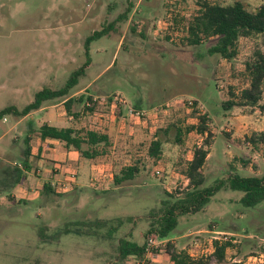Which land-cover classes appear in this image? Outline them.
Returning a JSON list of instances; mask_svg holds the SVG:
<instances>
[{"label":"rangeland","instance_id":"obj_1","mask_svg":"<svg viewBox=\"0 0 264 264\" xmlns=\"http://www.w3.org/2000/svg\"><path fill=\"white\" fill-rule=\"evenodd\" d=\"M197 2L0 0V110L14 104L23 108L42 88H62L86 60L85 39L114 23L108 35L90 44V67L78 79L70 97L86 93L85 89L76 92L91 82L87 91L93 98L116 94L126 107L135 105L150 113L149 119L140 121L128 117L124 111L118 114L117 109L99 104L91 116L80 114L74 120L66 112L62 117L60 112L63 114L65 108L59 101L44 104L43 118L41 113L34 115L33 129L42 121H51L48 119L51 115L62 120L63 127H105L112 142L105 156L94 160L79 157L85 165L80 172L73 169L80 176L79 191L42 195L38 190L26 199H20L23 184L16 182L27 171L21 153L26 131L5 132L11 121L1 124L0 264H109L111 259L104 253L109 246L101 242L107 228L94 237L85 234L88 228L84 224L100 219L134 218V224L124 225L118 235L127 233L131 239L142 242L146 229L142 222L148 212L159 206L165 193L184 187L178 173L205 139L192 131L181 137L182 144H177L175 130L161 133L162 156L155 164L148 156V147L157 131L165 129L168 123H176L175 126L180 123L184 130L198 125V113L207 115V127L213 139L203 168L205 187L230 173L264 175V147H253L246 140L264 128V85L262 100L256 107L223 110L221 106L230 99V94L239 95L248 87L245 64L258 45L252 39L241 38L237 54L230 61L207 54L214 40L188 46L184 41L185 27L197 14ZM210 2L223 6L241 2L249 11L264 4V0ZM127 9L125 19L120 21L118 17ZM164 23L166 26L160 29ZM131 28L136 31L132 33ZM181 99L193 100L195 107L180 106ZM157 109L164 111L155 117L153 113ZM71 110L81 113L82 104L75 102ZM31 134L37 140L33 146L37 147L39 135L37 131ZM53 145L65 149L61 143ZM135 163L140 173L133 181L115 187L113 180L105 177L107 187L94 190L89 186L91 165H102L106 174L114 175ZM53 165L62 166L58 162ZM84 177H88V182ZM37 179L38 176L30 174L25 185L40 182ZM241 196L240 192L220 190L202 210L179 216L169 238L208 229L212 223L214 230L231 234L239 242L233 253H227L230 261L264 253V202L244 208ZM44 227L50 231L43 233ZM67 230L71 233L65 235ZM161 253L166 255L165 251ZM109 254L112 255L111 250ZM211 262L214 263L213 259Z\"/></svg>","mask_w":264,"mask_h":264},{"label":"trees","instance_id":"obj_2","mask_svg":"<svg viewBox=\"0 0 264 264\" xmlns=\"http://www.w3.org/2000/svg\"><path fill=\"white\" fill-rule=\"evenodd\" d=\"M199 9L197 14L189 21L185 27L186 37L184 41L188 46H198L204 41L214 40V43L207 49L208 55H216L227 61L232 60L237 54V44L241 38L254 40L258 48L254 51L252 58L245 64V70L249 77L248 87L242 89L239 95L230 94V99L222 103L223 110H229L233 107H256L262 100L264 85V4L258 6L254 11H249L241 2H234L230 5H221L219 3L210 2V0H198ZM124 15L118 17L124 20ZM114 29V23L108 24L107 27L94 31L85 39L84 52L86 60L84 64L74 71L69 77L66 84L57 90L50 88H42L35 93L32 101L19 109L14 105L4 107L0 110V121L3 118L10 117L20 119L32 112L39 110L46 103L63 102L65 112L68 117L76 120L80 117L91 116L94 113L96 103L92 101L93 97L84 94L77 98L70 97V92L77 85L78 79L84 75V72L90 66L89 46L90 44L108 35L109 31ZM134 33L136 30L131 28ZM143 37V34H141ZM77 102L82 104L81 113H75L71 110L72 105ZM91 104L90 107L86 104ZM136 110H142L138 106L133 107ZM118 112L126 109L119 107ZM198 125L180 127L174 125L176 123L166 124L165 129L157 131L153 141L148 147V156L156 164L161 160L162 145L164 140L162 134L175 130L174 142L182 144L184 135L194 131L199 135H204L203 144L194 150L193 159L186 163L185 168L181 171V175L188 181L184 187H179L173 193H165L164 198L160 201L156 209H151L142 223L146 224V229L142 233L143 243L137 244L127 240L125 236L117 237L120 229L124 225L134 224L135 219L131 217H120L111 220H97L93 223L84 224L88 228L87 236L94 237L101 235L102 229L107 228V234L102 236L111 241V250L119 264H125L130 259L132 264H140L143 261L146 252L149 250L147 240L151 236H155L159 240H167L170 234L177 226L179 216L185 214H194L202 210L210 199L220 190H231L242 193L240 203L244 208H254L264 202V175L241 176L238 174H229L223 179L216 180L212 185L205 187V177L202 173L207 155L208 147L212 143L213 135L207 127L208 118L206 114L198 113ZM37 133L41 141L46 139L58 141L66 150L77 152L86 160H94L97 157L107 155L111 142L105 129L90 127L89 129H76L74 127L57 128L47 124L41 125ZM162 133V134H161ZM31 138L26 136L24 140L25 148L22 152L25 170L30 169V147ZM251 146L264 147V128L258 134L251 138H246ZM245 164V163H244ZM22 165V166H23ZM140 173V168L136 163L132 166L122 168L118 174L113 175V185L120 187L124 183H129ZM21 179V176L17 179ZM57 195V191L50 183H45L42 188V195ZM43 232V231H42ZM71 233L65 231V235ZM124 235V234H123ZM101 237V238H102ZM117 239V240H116ZM115 244L113 241H115ZM215 251L212 258L214 264H242V263H226V249L233 248L230 243L219 244L214 242ZM172 244L167 243L165 253L170 255L171 259L176 261L177 255L172 252ZM187 264H208L210 258L191 260L188 256H182Z\"/></svg>","mask_w":264,"mask_h":264},{"label":"crops","instance_id":"obj_3","mask_svg":"<svg viewBox=\"0 0 264 264\" xmlns=\"http://www.w3.org/2000/svg\"><path fill=\"white\" fill-rule=\"evenodd\" d=\"M107 67H109V66H107ZM90 83H88L85 86H83V88L79 89L76 93H81V91L83 89H85V91H87ZM74 88H76V86ZM75 94H73V95H75ZM89 94H91V93L89 92ZM14 105L16 107H18L16 104H14ZM57 105H59V103ZM60 105L63 106V102H60ZM134 106H132V107H134ZM53 107H55V106H53ZM45 109H46V107L43 105V107H41L39 110H37L35 112H32V113H30L29 115H27V116H25L23 118L16 119V120L12 121L13 118L6 117V119H8L7 122H3V120L0 121V128H1V124H7L8 122L11 121V123L9 124V129H6L5 132L14 131L16 129V130L26 131V135L25 136L31 137V140L29 142V147H30L29 164H30V169L27 170L23 174V176L21 177L20 180H18V184H23L22 185L21 196H20L21 198L20 199H26L29 195L33 194L34 192L37 193L38 190H39V193H40L42 191L43 185L45 183H50L53 180L54 177L63 178L66 175V172H70V171L76 172L75 170L80 172L83 169V167H85L84 163H82L81 160H79L80 159L79 158L80 155L77 152L69 151V150H66V149H61L60 147H57L56 145H53L54 142L59 143L58 141L49 140V139L41 141L40 138H39L38 139L39 140L38 146L37 147L33 146V144H36L37 140L33 139L31 133H33L34 131L36 132L41 125L47 124L49 126L57 127V128H68L69 127V126L63 127L62 125H60V124L63 123L62 120L58 119L57 117L48 115V119L51 118L52 119L51 121H42V124H40L39 127L36 130L33 129V121H34L33 118H34V115L41 113V116L43 118V113L42 112L45 111ZM142 110H144V109H142ZM117 113L120 114V112H117ZM60 114L62 115V117L65 116V111H64L63 114L60 112ZM62 117L59 115V118H62ZM7 126L8 125H6V127ZM101 129H106V128L102 127ZM205 136H206V134H204L202 136V139ZM108 137H109V139H111L109 134H108ZM23 142H24V140H23ZM110 142H112V141L110 140ZM49 147H52V148H49ZM199 147H200V145L196 146V148H199ZM24 148L25 147L22 146L21 153L23 152ZM193 153H194V151H192V154H190V156H188V158L186 159V163L190 162L193 159ZM208 157H209V154L207 155L206 160L208 159ZM38 161L42 162L43 166H39V162ZM55 162L56 163L58 162L59 164L62 165L61 169H60V172L58 174L54 173L55 166L53 164ZM203 168H204V166H203ZM203 168H202V173L204 175ZM73 169H75V170H73ZM90 169H91V166H90ZM90 169L87 167V170L90 171ZM30 174H33L35 176V178H36V176H38L37 180L40 179V182L43 179L44 182H41L43 184H40V182L33 181L30 186H29L28 183L25 185V183L27 181V177ZM178 175L181 178L182 183L184 184V186H186L188 181L180 173H178ZM87 178L88 177H86V178L84 177V181L88 182ZM79 180H80V176L78 177V175H76L75 183L73 185L74 192H77V191L80 190ZM31 187H34V188L31 189ZM33 195H35V194H33ZM10 199H14V197H11ZM210 225H212V226H210ZM210 225L208 226V229L207 228L206 229H201V230H198L196 232H193V233H190V234H187V235H182V236L168 238L167 239L168 242L172 244V248H173L172 252L175 255H177L176 261L171 259L170 255L168 256L167 253H166V255L164 253H161V254H159V256H156L155 259H151L152 260L151 264H187L186 260L182 256H186V257L188 256L189 257V246H190V244L193 241V236H191L192 234H196L197 232H199L200 233L199 236H201L202 239H207L208 237L214 236L216 233H222V232H218V231L214 230L213 229L214 225L212 223H210ZM42 231L44 233V232H48L50 230H48V227H44V228H42ZM122 236H125L127 240H130L132 242H136L137 244L143 243V239H142V242L141 241H136L133 238L131 239L130 238V234L125 233ZM117 237H120V235H118ZM102 240H103V241H101L102 243H104V244L106 243V245L108 244V246H109L107 251L104 252L109 257V259H111L109 264H119L116 261L115 257H114L113 250H111V248H110L111 245H112L111 241L108 240L105 237H102ZM116 240L113 241L114 244H115ZM110 250L112 251V255L109 254ZM234 251H232V253ZM227 253H228V251H226V256H227ZM146 258H150V257L145 255L143 260L146 259ZM226 260L228 261L229 259H227V257H226ZM213 261L215 263L214 259H213ZM214 263L211 262V258L208 260V264H214ZM125 264H132V263H130V259H129L128 261L125 262Z\"/></svg>","mask_w":264,"mask_h":264},{"label":"built area","instance_id":"obj_4","mask_svg":"<svg viewBox=\"0 0 264 264\" xmlns=\"http://www.w3.org/2000/svg\"><path fill=\"white\" fill-rule=\"evenodd\" d=\"M161 28L166 26V23L160 24ZM160 30L158 31V33ZM93 102L96 103L95 106L103 105L105 107H109L112 110H118L119 107L126 109V115L136 120L145 121L149 119L150 113L144 110H136L132 107H126L124 100L119 95H112L107 98H93ZM91 104L87 103L86 106L90 107ZM179 105L184 108H194L195 102L191 99H181L179 101ZM164 110L157 109L154 112L153 116L157 117L158 113L163 112ZM7 119L3 118V122H6ZM61 167H55L54 173L58 174L60 172ZM159 174V172H156ZM108 178L109 181L113 180V174H106L104 172V167L102 165H91V174L89 179V186L94 190H99L100 186L107 187L108 183L104 181V178ZM76 179V172L70 171L66 172V175L63 178L54 177L50 182V185L56 189L57 192H69L73 189V185ZM200 233L192 234L193 241L189 246V257L192 260L198 259H207L211 258L215 251L214 242H218L219 244L230 243L233 248H227L226 251H234L236 249L239 242L233 238V235L228 233H216L214 236L208 237L207 239H199ZM168 240H159L155 236H151L147 240L148 251L146 252V256L150 258H146L140 262V264H151L152 260L155 259L156 256H159L162 251H164ZM230 263H242V264H264V253H260L258 255H248L243 260H233Z\"/></svg>","mask_w":264,"mask_h":264}]
</instances>
